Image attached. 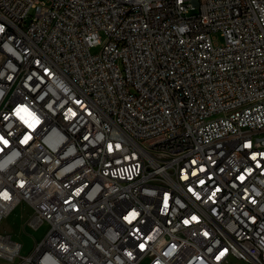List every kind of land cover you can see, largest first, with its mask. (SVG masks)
Returning a JSON list of instances; mask_svg holds the SVG:
<instances>
[{
  "label": "built area",
  "instance_id": "built-area-1",
  "mask_svg": "<svg viewBox=\"0 0 264 264\" xmlns=\"http://www.w3.org/2000/svg\"><path fill=\"white\" fill-rule=\"evenodd\" d=\"M21 202L48 228L0 232L14 264H264V0H0Z\"/></svg>",
  "mask_w": 264,
  "mask_h": 264
},
{
  "label": "rangeland",
  "instance_id": "rangeland-1",
  "mask_svg": "<svg viewBox=\"0 0 264 264\" xmlns=\"http://www.w3.org/2000/svg\"><path fill=\"white\" fill-rule=\"evenodd\" d=\"M222 38H219V42H221ZM100 47H94L92 52H98ZM31 209L25 203H19L10 213L9 215L0 222V232L1 233H9L12 238L20 243H22V255L29 254L37 241H40L46 231L47 224L40 226L38 229H33L29 226L28 222L31 218ZM150 259L143 260L140 264H149ZM0 264H14L12 261H8L7 259L0 257ZM227 264H253L247 263L242 260L233 259L230 263Z\"/></svg>",
  "mask_w": 264,
  "mask_h": 264
}]
</instances>
